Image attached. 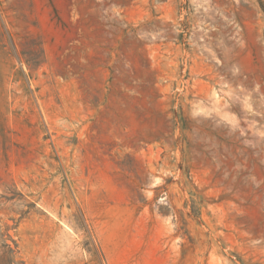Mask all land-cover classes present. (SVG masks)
<instances>
[{
	"label": "rangeland",
	"instance_id": "obj_1",
	"mask_svg": "<svg viewBox=\"0 0 264 264\" xmlns=\"http://www.w3.org/2000/svg\"><path fill=\"white\" fill-rule=\"evenodd\" d=\"M0 264H264V0H0Z\"/></svg>",
	"mask_w": 264,
	"mask_h": 264
}]
</instances>
